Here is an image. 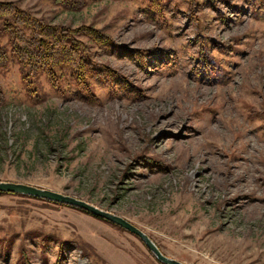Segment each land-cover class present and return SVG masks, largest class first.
Instances as JSON below:
<instances>
[{"label": "rangeland", "instance_id": "rangeland-1", "mask_svg": "<svg viewBox=\"0 0 264 264\" xmlns=\"http://www.w3.org/2000/svg\"><path fill=\"white\" fill-rule=\"evenodd\" d=\"M12 1L50 24L103 29L117 50L80 39L127 84L93 74L81 91L64 66L58 89L38 74L37 96L9 54L0 181L117 214L185 264H264V0ZM0 264L161 263L112 222L0 194Z\"/></svg>", "mask_w": 264, "mask_h": 264}, {"label": "trees", "instance_id": "trees-1", "mask_svg": "<svg viewBox=\"0 0 264 264\" xmlns=\"http://www.w3.org/2000/svg\"><path fill=\"white\" fill-rule=\"evenodd\" d=\"M187 1L189 7L194 9L197 4L195 0ZM205 1L213 2V0ZM59 2L70 8H79L84 5V0H60ZM150 4L154 9L160 10L159 0H150ZM3 34L7 36L8 50L5 43L1 42ZM80 36L87 37L107 50H117V44L101 28L86 24L75 28L50 24L20 7L15 1L0 0V66L8 61L9 54L15 58L20 66L22 80L30 87L34 95L38 96L39 87L36 80L40 72H43L51 85L58 89L60 87L59 72L64 66L73 69V76L81 91L89 92L88 80L93 74L104 73L113 83H117L118 78L123 84H127L125 78L92 58L90 45L80 39ZM133 55L143 56L140 50L133 51ZM3 102L4 94L0 86V104ZM0 194L23 195L11 192H0Z\"/></svg>", "mask_w": 264, "mask_h": 264}, {"label": "water", "instance_id": "water-1", "mask_svg": "<svg viewBox=\"0 0 264 264\" xmlns=\"http://www.w3.org/2000/svg\"><path fill=\"white\" fill-rule=\"evenodd\" d=\"M0 192H11L23 195H28L36 198L45 199L48 201L66 204L73 207H77L85 210L86 212L98 217L105 219L115 225L127 230L128 232L137 236L141 242L146 246V248L153 254L155 259L162 264H185L179 260L168 257L161 252L158 246L153 242V240L141 229L137 228L135 225L127 221L125 218L111 213L109 211L103 210L98 206L89 203L83 199L77 198L75 196L63 194L57 191H53L46 188H40L34 185H30L22 182L13 181H0Z\"/></svg>", "mask_w": 264, "mask_h": 264}]
</instances>
